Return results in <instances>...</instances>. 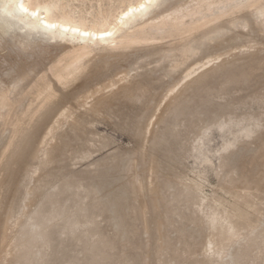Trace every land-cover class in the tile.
<instances>
[{
	"label": "bare ground",
	"instance_id": "6f19581e",
	"mask_svg": "<svg viewBox=\"0 0 264 264\" xmlns=\"http://www.w3.org/2000/svg\"><path fill=\"white\" fill-rule=\"evenodd\" d=\"M54 4L0 0V241L8 244L0 264H58L66 259L64 264H78L75 252L82 256L81 264L109 262L111 255L102 251L101 243L76 232L80 217L86 223L92 220L85 210L56 221L63 198L74 200L82 186L66 178L40 189L36 181L41 168L52 167L53 178L76 158L88 159L106 142L95 123L113 119L120 121L117 129L139 142L143 161L150 156L158 163L154 154L162 149L167 153L169 144L179 154L189 153L201 119L188 120V106L194 101L216 103L200 94L240 60L243 65L263 58L251 39L264 42V0H135L112 23L96 27ZM240 41L246 46L237 48ZM218 94H212L216 101L225 93ZM116 157L110 154L90 166L112 167L107 164ZM128 167L131 171L134 163ZM134 181L142 194L143 183L136 177ZM17 186L21 197L15 202ZM186 187L197 193V212L207 201L199 195L201 185ZM246 189L235 192L231 204L216 206L215 234L191 264H226L222 261L236 245L237 251L255 247L246 261L264 264V223L258 218L264 195ZM243 206L254 214L250 217ZM192 222L202 231L201 216ZM158 240L154 264H162V252L169 248ZM175 262L189 264L180 257Z\"/></svg>",
	"mask_w": 264,
	"mask_h": 264
},
{
	"label": "rangeland",
	"instance_id": "374dc122",
	"mask_svg": "<svg viewBox=\"0 0 264 264\" xmlns=\"http://www.w3.org/2000/svg\"><path fill=\"white\" fill-rule=\"evenodd\" d=\"M134 1L40 0L42 3H56L75 20L83 21L84 17L88 20L83 21L84 24L95 27L112 23L118 11ZM40 12L43 13L42 10ZM251 41V44H257L256 51L259 49L263 58L243 65H240V60L236 69L221 75L217 83L210 85L209 92L204 90L205 93L200 94L206 98L211 96L216 103L194 101L188 106V120L201 119L199 135L195 136L191 129L186 131H193L190 134L195 137L191 152L179 154L176 145L169 144L166 146L167 153L162 149V152L154 154L159 159L158 163L150 156L143 161L137 152L139 142L117 129L120 121L113 119L95 123L97 132L105 136L106 142L95 147L88 159L76 158L71 167H60L53 178L49 176L52 167L45 165L41 168V175L36 181L40 189H51L66 178H72L82 186L74 200L68 195L63 198L62 211L56 221L80 208L85 210L92 220L86 223L84 217H80L81 226L76 232L87 234L92 243H101L102 251L111 255L109 262L103 264H154L156 252H160L157 250L160 245L158 239L169 246L160 257L162 264H176L175 259L179 257L191 264L195 258L201 257L203 246L215 234L218 221L215 211L219 203L224 206L231 204L233 194L246 188L255 196L264 195V97L261 95L264 92V42L255 36ZM237 44V48L246 46L241 41ZM231 87L233 89L229 90ZM219 91L225 94H221L216 101L213 96L220 94ZM216 119V123H211ZM166 134L164 140H167ZM113 153L117 154V159L107 165L114 166L103 167L102 163L90 166ZM132 163L134 167L130 171L128 166ZM14 168L17 170L20 167ZM21 172L17 179L21 178ZM135 177L143 183L142 194L136 188ZM192 182L201 185L199 195L207 199L197 212V193L186 187ZM184 185L186 191H183ZM16 188L15 202L21 197V187ZM242 208L250 217L254 214L251 209ZM200 216L202 231L198 224L192 222ZM258 218L264 223V209ZM83 228L85 231L82 232ZM64 237L61 236L62 239ZM86 245L91 246L89 242ZM7 248L8 244L0 241V254ZM236 248L237 245L231 248L222 262L250 264L246 260L249 254H255V247L244 246L239 251ZM45 250L48 252L49 246ZM74 256V260L81 264L82 256L78 252ZM66 261H58V264Z\"/></svg>",
	"mask_w": 264,
	"mask_h": 264
}]
</instances>
